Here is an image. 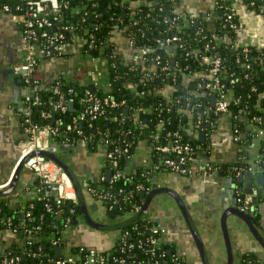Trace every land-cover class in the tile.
Masks as SVG:
<instances>
[{"label": "trees", "instance_id": "trees-1", "mask_svg": "<svg viewBox=\"0 0 264 264\" xmlns=\"http://www.w3.org/2000/svg\"><path fill=\"white\" fill-rule=\"evenodd\" d=\"M61 1L64 4L65 0ZM179 1L135 0V3L131 4L128 0H69V5L67 7L64 5L60 14L56 17L53 16L54 24L47 30L51 34L62 31L66 40L72 39L74 34L87 38L88 41L83 45V49L92 55H101L108 61L106 73L109 83L105 87H101L95 83L80 84L78 80L72 78L66 82L68 77L60 75L54 80L48 81V84L60 82L63 91H67L68 87H73L72 95L75 98L76 106L79 103V98L84 96L86 89L102 96L110 95L119 101L125 99L122 106H107L104 113L93 120L92 126L89 125L88 120L80 123L84 130V136L90 138L88 144L92 148H96L95 145L100 143L98 141L99 132L113 138L116 144L132 143L130 152L133 153L141 140L145 139L149 145H153L152 141L154 143L168 142L165 134L168 131L178 130L180 139L190 141L195 147V152L200 155L199 149L203 145L206 146V143L191 138L189 129L195 128L197 114L202 106L193 111L191 107L199 102L205 103L203 94H205L206 87L204 85L198 87L197 82L202 77L208 76V72L204 71L207 65L202 60V54L205 52L204 44L211 41L215 44L213 49L218 51L225 63L221 79L233 94V98L228 104L229 111L233 116L240 113L235 122L237 123L235 129H239L241 132L245 131L247 135L244 137L242 135L241 142L247 143L252 137L259 139L260 153L264 154V135H257L258 129L264 128V45L250 43L247 44L249 49L244 50L243 44H235L237 31L231 27V21L226 20V13L232 12V21L238 25L239 29L242 25L238 13L232 10L234 6L232 0H217L212 20L207 18L204 13H199L198 17L189 22L182 18L173 20ZM243 1L253 9L257 4L264 3V0ZM253 1L256 4H251ZM187 16L189 17L190 14ZM196 20L199 22L197 23ZM62 25H67L69 28L64 29ZM115 31L128 38L134 35L136 45L143 49V54L149 60L144 64L141 61L137 62L126 58L120 52L118 43L112 40ZM90 33L94 35L91 37ZM172 34L181 35L185 44L176 48V61L167 72H164L159 68L160 63H156L154 60V56L161 54V63L169 61L170 56L167 53L168 49H164L158 44L157 38ZM225 34H227V38L221 39ZM92 39L95 42L90 47L89 43ZM146 48H151V51ZM154 64L155 71L150 74L149 66H154ZM182 67L184 70L178 71ZM200 70L205 75L195 79L184 76L185 71L199 72ZM155 74L159 76L157 77ZM173 76H176V80L172 79ZM163 77L166 78L165 81L162 80ZM207 78L205 80L210 79ZM230 79H233V82H229ZM65 82L67 84H64ZM41 98L43 100L41 105L34 104L32 106V116L41 124H52V118L44 121L39 116V112L41 108L50 107L49 98L55 100L57 95L46 92L41 95ZM188 101L190 106L187 105ZM126 107L128 108L127 113L124 112ZM74 112L76 111L71 108L66 111L53 112L54 117L60 118L58 126L62 132L61 135L55 136L57 141L64 143L66 139H72L74 134L65 130L64 124ZM256 116L260 118L256 119ZM134 118L137 120L135 121ZM160 119L163 120L162 123H160ZM156 130H160V136L154 140L151 133ZM102 146L105 150V146L101 144ZM126 159V157H122L120 160L123 167ZM152 160L159 161V155L154 152ZM220 165L221 168L233 169V167L242 166V162L236 160ZM259 165L264 171V162L260 161ZM144 170L145 166L131 173L132 178L129 181L120 177L115 181L105 179L104 184L118 196L121 194L120 187H124L126 190L133 189L135 198L142 200L143 190L136 189L135 185L139 182L148 183L142 174ZM92 183L99 182L92 181ZM50 189V186L42 185L43 198L28 199L23 216H20L19 211H15L17 208L8 206L5 198H0V229L6 227L7 217L13 219L15 224L12 227L16 228L15 232H12L13 240L8 243L5 249L0 247V257L5 256L8 252H11L10 256L20 255L19 260L9 264H47L48 258L55 256V246L51 243L52 235L54 234L57 239L64 241L65 229L76 226L79 222V204L67 198L57 205L56 195L51 193ZM48 202L51 208H48ZM102 204H105V201H102ZM117 207L120 217L112 215L113 211L108 208L106 211L109 216L120 219V221L136 214V212L129 211V204H124L122 208L119 205ZM27 210L32 212V218H27L25 214ZM256 215L255 221H259L257 218L259 214ZM152 221L157 222L148 219L147 214L144 213L125 225L124 227L130 229L131 232L128 235V240L134 242V246L129 249L118 239L113 248L105 250L109 254V258L123 255L125 258H129L131 264L133 258H156V253L149 250L150 244L147 240ZM37 225L39 228L34 229ZM139 240H141L140 245L138 244ZM162 245L156 251L158 254L164 252L162 258H170L175 254L174 251H169L166 245ZM33 252L41 253V255L35 256ZM178 258L183 264H186L183 256ZM258 261L260 260L247 255L243 264ZM146 263L147 261H142L141 264Z\"/></svg>", "mask_w": 264, "mask_h": 264}, {"label": "crops", "instance_id": "crops-1", "mask_svg": "<svg viewBox=\"0 0 264 264\" xmlns=\"http://www.w3.org/2000/svg\"><path fill=\"white\" fill-rule=\"evenodd\" d=\"M216 1L180 0L177 10L186 15L198 16L199 13H204L206 16ZM232 1L242 25L239 41L244 44L264 45L263 16L255 13L243 0ZM114 35L120 52L130 59L131 51L126 45L127 36L117 31ZM20 46L21 23L11 13L0 9V183H9L13 176L19 164L20 148L26 137L23 118L17 107L27 90L21 76L14 71V66L23 53ZM78 52V44L74 42L64 57H46L42 52L39 53L37 75L44 81L66 75L78 80L80 84L87 83L90 78L87 70L89 62L87 58L79 56ZM168 52L175 53L173 48H168ZM97 71V83L105 87L106 66L99 64ZM216 122L218 125L216 124L215 143L207 153L206 149L200 150V158L193 164L191 172L163 168L151 175L148 189L143 195L144 202L152 190H161L152 195L147 214L167 228V232L160 238L162 244L169 251L181 254L190 264H206V260L208 264H243L247 255L264 261V181L259 185L256 179L258 173L264 174L257 163L261 150L260 140L254 137L247 143L237 140L233 135L235 124L229 117H219ZM199 131L196 128L189 129V134L201 140ZM244 136H247L245 131ZM50 145L53 152L65 159L79 178L91 218L104 224L116 223L118 220L120 222V219L107 216V206L84 184L87 179L99 182L103 174L107 176L109 168H106V155L101 143L92 148L88 142L81 140L72 144L54 140ZM202 158H207L208 163L219 165L238 160L242 162V166L212 170L206 166L207 162L202 168ZM151 161L150 145L143 139L138 143L133 156L125 161L124 171L133 173L138 168L149 165ZM245 173L253 174V178H245ZM37 179L32 169L23 166L17 190L5 197L6 204L17 208L15 211H19L20 216H23L28 199L36 195ZM245 186L248 187L247 190ZM259 188L262 189L261 193H258ZM247 192L252 193L257 200L254 214H246L252 219L259 235L255 234L248 220L237 211L238 194ZM51 193L56 194L52 190ZM78 204L80 206L79 199ZM256 214H259V221H255ZM78 218L79 222L100 229L87 222L81 207ZM192 227L195 228L197 236ZM122 228L101 229L108 232V240H100L101 245L97 247L95 244L77 241V225L70 226L64 231V241L57 246L62 245L61 254H74L79 246L108 250L116 245ZM13 236L9 229H0V247L5 249ZM103 236L106 238L107 233H103Z\"/></svg>", "mask_w": 264, "mask_h": 264}, {"label": "built area", "instance_id": "built-area-1", "mask_svg": "<svg viewBox=\"0 0 264 264\" xmlns=\"http://www.w3.org/2000/svg\"><path fill=\"white\" fill-rule=\"evenodd\" d=\"M131 4L135 3V0H128ZM217 3V1H216ZM215 3V4H216ZM251 4H256L254 1ZM69 5V0H65L64 4L61 0H0V9L4 12L11 13L13 18L16 21L21 23V50L23 51L21 60L14 66V71L16 74L21 76L24 87L27 90V93L23 96L22 100L18 105V111L23 118V122L26 128V137L24 138L18 163L24 157L27 156V159L24 162V166L29 167L37 176L36 184V195L34 197L43 198L41 187L42 185H48L51 187L50 191L56 192V204L60 205L63 200L69 198L76 204H78V197L74 188V185L66 173V171L52 158L39 153L40 150H48L51 148V141L56 140L55 136L61 135V130L59 129L60 118L54 117V111H66L70 108V103L74 104V112L70 119L64 124L65 130L71 132L72 139H66L65 143L72 144L79 140L88 142L90 138L84 136V130L82 129L80 123L84 120L89 121V125H93V120L99 118L101 114L104 113L107 106L110 107H119L125 103V99L119 101L112 98L110 95H99L95 92H92L90 89L85 90L84 96L79 98V103L76 106L75 98L72 95L74 92L73 87H68L67 91L62 90V83L55 82V84H48V81L42 80L37 75V69L40 61L39 53H43L46 57H64L68 53L69 46L76 42L79 47V56L85 57L88 59L87 70L89 71L90 78L87 83H97L98 77V65L104 64L108 70V61H106L101 55H92L88 51L83 49V45L88 41L87 38L80 36L79 34H74L72 39L66 40L65 34L62 31L57 32L56 34H51L48 32L47 28L52 27L54 24V17L60 14L62 7ZM246 5L249 4L246 3ZM216 5L213 6L212 10L207 13L206 17L213 19V11ZM251 8V7H249ZM75 9V8H74ZM255 13H258L263 16L264 19V3L257 4L256 8H251ZM78 10V8H77ZM232 10L236 12L235 7H232ZM79 11V10H78ZM237 13V12H236ZM198 17L195 14H190L188 17L186 14L181 13L179 10H176L173 20L182 18L184 21L189 22ZM239 18V17H238ZM120 19V18H119ZM233 14L232 12L226 13V20L231 21V27L235 28L237 31V36L235 38V44H243L244 50H248L249 47L247 44L241 43L239 41V27L236 23L232 21ZM196 22H199L196 20ZM131 23V21H130ZM173 26V24H171ZM64 29H68L69 26L62 25ZM73 28V26H71ZM97 28V27H96ZM94 34L90 33L92 37ZM115 37V35H114ZM227 34H225L221 39H226ZM115 40V38H112ZM94 39L89 43V46L92 47L94 44ZM157 42L164 49L173 48L175 53L168 52L170 56L169 61L161 63V54H156L154 60L156 63H160L162 71L167 72L170 67L176 61V48L178 46H183L185 44L184 39L181 35L172 34L171 36L158 37ZM127 47L130 48L131 57L130 60H135L137 62H143L144 64L148 61V57L143 53V49L136 45V40L134 35L132 37H127ZM215 44L211 41L204 44V53L202 54V60L207 65L204 71L208 72V76L202 77L198 82L197 86L201 87L204 85L206 87L205 94V103H197L191 107L193 111L197 107L202 108L198 111L197 114V124L195 128L197 130L205 131V140L202 142L206 143V146L203 145L201 149H206L209 151L212 148V145L215 143L216 134H217V122L219 117H229L231 122L237 127L236 120L240 116V113L235 114L234 116L230 113L229 102L233 98L231 90L228 89L226 83L221 79L223 69L225 67L224 60L218 51L214 50ZM148 51H151V48H146ZM172 51V50H171ZM172 57L175 58L174 63H171ZM153 59V58H152ZM97 63V64H96ZM114 64V63H113ZM184 70L183 67L178 71ZM152 71H155L154 66H149V73L153 74ZM157 76V74H155ZM205 74H202V70L199 72L185 71L184 76L186 78L195 79L201 77ZM159 76V75H158ZM157 76V77H158ZM209 77V80L205 78ZM173 80H176V76H173ZM208 79V78H207ZM163 81L166 80L165 77L162 78ZM70 78L66 80L69 82ZM64 84H67V83ZM229 82H233V79H230ZM108 80L107 83L108 84ZM99 85V84H98ZM46 92H51L57 95V98L53 100L49 98L48 102L51 105L48 108H41L39 116L44 119V121L53 119L55 124H41L37 122L32 116V106L41 105L43 100L41 95ZM215 95V102H213V96ZM190 106V102L187 103ZM128 109V108H127ZM256 119L260 117L256 116ZM136 121L137 119L134 118ZM160 123L163 122L160 119ZM140 123V121H138ZM217 124V125H216ZM234 137L241 141L243 132L239 129H235ZM258 136L264 135V128L258 129ZM160 136V130H156L151 133V137L154 140H157ZM165 138L169 140L168 142H159L150 144L151 152H154L159 155V161H151L149 165L145 166V170L142 172L143 176L149 181L151 175L159 169H171L179 172H191L193 169V164H195L200 155L195 152V147L190 141L181 140V136L178 130L168 131L165 134ZM172 138V140H170ZM193 138H195L193 136ZM197 139V138H196ZM98 141L105 146V155H106V166L111 170V176L108 179L105 174L101 176L99 183H92L90 180H85L84 184L86 188L97 198L102 201H105L107 208L110 211H113L117 217H120V213L117 210L118 205L120 208L124 204L130 205V212H137L141 209L144 199L137 200L135 198L133 189L126 190L124 187H120L119 191L121 192L120 196L118 194L112 193L111 189L104 184V180L108 179L110 181H115L120 177H123L125 180H131V173L124 171V167L121 165V158L126 157L131 158L133 153L130 152L132 143L125 142L123 145L116 144L113 138H110L106 134L99 132ZM138 144L136 145V147ZM126 159V160H127ZM207 159V158H206ZM264 162V154L260 153L257 158V163ZM190 165V166H189ZM189 166V167H187ZM206 166L209 169L216 170L221 168L219 164L206 163ZM260 166V165H259ZM262 169V168H261ZM263 170V169H262ZM264 172V171H263ZM8 185L6 183H0V188ZM148 183L139 182L135 185L136 189H142L146 191L148 189ZM254 195L250 193H239L237 197V207L240 211L254 214L256 210V203L253 202ZM48 208H51L50 203H47ZM1 211V207H0ZM147 214V211L145 212ZM27 218H32V212L27 210L25 213ZM147 218L150 220H156L147 214ZM6 227L5 229H12V232H15L12 226L15 224L11 217L6 218ZM157 221V220H156ZM39 228L37 225L34 229ZM150 234L147 237V240L150 244L149 250L156 253V258H144L137 259L133 258L132 264H141L142 261L146 264H183L178 258L182 256L181 254L175 253L170 258H162L164 252L158 254L156 251L160 249L162 242L161 236L167 232V228L162 225L160 222H153L149 226ZM130 229L123 227L119 240L123 242L125 247L129 249L134 246V242L128 240V235H130ZM141 240H139L140 245ZM51 243L55 247L58 244H61V239H57L53 234L51 237ZM163 246V245H162ZM11 252H8L3 257H0V264H9L11 262L17 261L20 259V255H11ZM35 256H40L41 253L33 252ZM186 264H190L184 258ZM47 264H131L129 258H125L123 255L115 256L114 258H109V254L103 249L99 248H88L85 246H79L78 250L74 254H61L60 256L48 258ZM248 264H264V261L250 262Z\"/></svg>", "mask_w": 264, "mask_h": 264}, {"label": "water", "instance_id": "water-1", "mask_svg": "<svg viewBox=\"0 0 264 264\" xmlns=\"http://www.w3.org/2000/svg\"><path fill=\"white\" fill-rule=\"evenodd\" d=\"M198 23V22H197ZM175 61V58L172 57L171 59V63L173 64ZM215 95L213 96V102H215ZM74 107V104L73 103H70V108L73 109ZM124 112L127 113L128 112V109L127 107L124 109ZM191 138H193V136H191ZM199 138L201 140H205V131L204 130H200L199 131ZM39 153L41 154H44L52 159H54L65 171L66 173L68 174V176L70 177L73 185H74V188H75V191H76V194H77V197L79 199V202H80V207H81V210L87 220V222H89L90 224L96 226L97 228H100V229H114V228H122L124 227L125 225H127L129 222H131L132 220H134L135 218L139 217V216H142L148 209V203L152 197V195L157 192V191H160L161 189H156V190H152V192L148 195V198L147 200L143 203L141 209L139 211L136 212V214L132 217H129L127 219H124L122 221H118L116 223H100V222H97L96 220H94L93 218H91L89 212H88V209L86 207V204H85V195H84V190H83V186L79 180V178L75 175L73 169L68 165V163L66 162L65 159H63L62 157H60L59 155L55 154L52 150V147L48 150H40ZM27 159V156L24 157L22 160H20L18 166L16 167V170L13 174V176L11 177L8 185L0 188V198H5L7 195H9L11 192L17 190V187H18V182H19V177H20V174H21V171L23 169V166H24V162L25 160ZM202 161V168H204V164L207 162V159L206 158H202L201 159ZM107 178L109 179L110 176H111V170L108 169L107 170ZM245 178H253V174L249 173V174H246L245 173ZM256 179H257V183L259 185H262L263 184V181H264V174L263 173H258L256 175ZM247 182V181H245ZM245 189L247 190L248 187L245 186ZM262 192V189L259 188L258 189V193H261ZM248 193V192H247ZM142 194L144 195L145 194V191L142 192ZM252 194V193H250ZM256 198H253V202L256 203ZM181 206H183V203L179 202ZM182 209L184 210L185 208L182 207ZM239 211V213L245 218L248 220L250 226L252 227V229L254 230L255 234L256 235H259L254 227V224H253V221L252 219L249 218V216L245 213V212H242L240 210H237ZM106 214L108 216V212L106 211ZM23 215V214H22ZM112 215H115V213L113 212ZM110 218H113L111 216H109ZM114 219V218H113ZM118 220V219H117ZM192 230H193V233H195V235L197 236L196 234V231H195V228L192 227ZM12 229L10 228L9 229V232L12 233ZM200 244V243H199ZM61 250H62V245H59V246H56L55 247V255L56 257L60 256L61 255ZM206 260V259H205ZM231 260V259H230ZM206 264H208L207 260H206ZM229 264H231L229 262Z\"/></svg>", "mask_w": 264, "mask_h": 264}, {"label": "rangeland", "instance_id": "rangeland-1", "mask_svg": "<svg viewBox=\"0 0 264 264\" xmlns=\"http://www.w3.org/2000/svg\"><path fill=\"white\" fill-rule=\"evenodd\" d=\"M80 214V212H79ZM77 229L79 231L78 233V239L77 241L85 242L88 244H95V246L100 247L98 245H101L100 240L103 242L108 240V232L101 229L93 228L86 223H77ZM103 233H107L106 238L103 236Z\"/></svg>", "mask_w": 264, "mask_h": 264}, {"label": "flooded vegetation", "instance_id": "flooded-vegetation-1", "mask_svg": "<svg viewBox=\"0 0 264 264\" xmlns=\"http://www.w3.org/2000/svg\"><path fill=\"white\" fill-rule=\"evenodd\" d=\"M20 60H21V59H20ZM20 60H19V61H20Z\"/></svg>", "mask_w": 264, "mask_h": 264}]
</instances>
